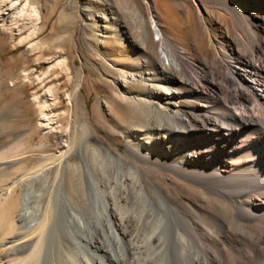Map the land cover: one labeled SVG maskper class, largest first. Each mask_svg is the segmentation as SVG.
Listing matches in <instances>:
<instances>
[{
	"label": "rangeland",
	"instance_id": "obj_1",
	"mask_svg": "<svg viewBox=\"0 0 264 264\" xmlns=\"http://www.w3.org/2000/svg\"><path fill=\"white\" fill-rule=\"evenodd\" d=\"M255 4V0H21L15 13L25 9L24 14H28L27 8L35 6L42 17L37 34L27 40L32 27L11 35L6 29L1 30L4 23L0 21V198L8 196L2 186L26 179L24 185L29 197L24 214L27 215L18 223L31 227L34 232L44 219L47 202L46 188L34 177L53 185L54 197H58L54 198L55 222L47 226V243L40 264L46 259H51L52 264L64 262L62 258L66 256L69 241L68 222L75 224L79 220L85 223L86 230L95 226L97 236L88 237L87 241L94 240L91 244L98 245L99 255H108L101 246L99 232L103 225L107 226V219L101 214L98 220L91 208L86 180L83 179L79 187L69 180L71 167L80 164L85 170L84 161L73 151L64 176L55 180L54 166L47 165L51 161L55 163L60 149L58 141L67 139L63 130L72 108L68 97L78 83L85 119L92 128V138L87 144L89 156L95 157L97 151L105 153V149L110 148L122 159L121 166L115 160L110 161L112 176L106 174L95 181L96 191L106 201V206L108 203L107 209L122 219L121 232L125 240L122 244H114L113 240L110 249L119 257L118 263L113 264H167V184L195 204L193 199L201 195V190L167 171L166 150L160 157L151 156L163 163L153 167L151 181H144L129 171L132 164L146 166L143 161L138 163L128 151L130 131H139L136 136L140 139L146 131L140 127L143 119L130 108L135 104L132 98L140 99L139 108L154 115L158 114L156 105L166 101L158 92L160 88L172 97L174 103L170 107L174 110L190 112L200 106L212 107L210 99L204 96L215 95L216 85L223 84L222 80L228 76L218 56L216 39L227 49L241 50L239 31L246 34L247 24L261 37L264 16ZM86 5L90 6L88 14L84 11ZM155 28L174 47L184 50L180 54L182 70L170 67L168 61L164 63L165 68L162 67L163 55L158 53ZM112 29L113 36L109 34ZM22 38L24 41L20 42ZM244 52L247 55L245 48ZM122 69L133 79L128 85L118 80ZM201 71L204 77L199 76ZM141 77L146 81H140ZM186 92H190L189 96ZM150 101L154 104L152 109L147 105ZM73 108L79 123L84 117L80 116L81 108L76 101ZM42 117L50 119L53 132H46L41 126L45 121ZM176 126L180 127L179 122ZM132 146L139 148L136 142ZM206 149L199 147L201 151ZM209 151L215 155L213 148ZM189 165L184 170H197L194 164ZM36 168L41 170L23 177ZM118 177L125 179L124 186ZM118 187L128 193L126 198L121 197ZM20 188L17 187L7 205L11 202L9 205L14 203L16 207L21 203ZM189 208L193 210L192 205ZM99 209L104 212L103 205L100 204ZM202 221L213 224L210 217ZM179 236V233L172 234L170 240L178 241ZM20 255L23 257L25 253Z\"/></svg>",
	"mask_w": 264,
	"mask_h": 264
},
{
	"label": "bare ground",
	"instance_id": "obj_2",
	"mask_svg": "<svg viewBox=\"0 0 264 264\" xmlns=\"http://www.w3.org/2000/svg\"><path fill=\"white\" fill-rule=\"evenodd\" d=\"M20 1H1L0 21L4 23L1 30L6 29L12 35L30 26L33 29L26 36L27 40L37 34V25L39 26L42 17L35 6L27 8L30 16L24 14L25 9H19L20 11L15 13L14 10L18 8ZM255 2L254 7L264 16V0ZM89 9L90 6H84L87 14ZM151 24L156 26L153 20ZM246 28V34L239 31V40L243 46L241 50L227 49L222 41L216 39L218 56L223 67L227 69L228 76L222 80L223 84L216 85L215 95L204 96L210 99L213 108L200 106L197 111L190 109V112L174 110L170 107L174 103L172 97L168 93L165 95L160 88L158 92L164 95L166 101L156 105L158 114L154 115L139 108L138 104L142 102L140 99L132 98L135 104L130 108L143 119L140 127H144L146 131L141 139L136 136L139 131H130L128 151L138 163L143 161L146 166L132 164L128 167L129 171L142 177L144 181H151L155 172L153 167L163 164L151 156L156 154L160 157L166 150L167 171L195 184L201 190V195L193 199L195 204L178 195L173 186L167 184V264H264V30L262 36L258 37L259 34L256 36L250 25L247 24ZM109 34L113 36L114 29L110 30ZM155 34L158 36L156 40L158 53L163 55V59L160 58L163 61L162 67L165 68L164 63L168 61L170 67L182 70L180 54L184 50L174 47L156 28ZM23 41L22 38L20 42ZM127 72L126 69H122L118 74L119 79L117 78L124 85L133 81ZM200 75L204 77V72L201 71ZM189 79L187 75V80ZM140 81L144 82L146 79L141 77ZM78 86L79 83L68 97L72 108L69 111L68 125L63 128L67 139L58 141L60 149L55 163L51 161L47 165L54 166L55 180L64 176L66 164H69L68 158L73 151L77 152L82 162L84 161L85 170L80 164L71 167L69 180L74 181L77 187L83 179L86 180L87 197L91 208L98 215V220L102 218H99L101 214L107 219V226L103 225L100 231L97 230L102 234L101 246L106 249L107 252H104L108 255H99L98 245L91 244L94 240H91V243L87 241L88 237L97 236L95 226L92 228V225L87 223L91 226L86 230L82 220L75 224L68 222L69 241L62 264H113L114 261L118 263V255L110 248H113L111 247L113 240L114 244H122L125 240V234L121 232L122 219L107 209L108 203L106 206V201L96 191L95 181L104 178L103 175L106 174L112 176L110 161L115 160L121 166L122 159L110 148H106L105 153L97 151L95 157L89 156L87 144L92 138V128L85 119ZM189 93L186 92V95L189 96ZM75 101L81 108L80 116L84 117L79 123L73 112ZM147 105L151 109L154 107L151 101ZM46 117L42 119L45 121H42L41 126L46 132H53L55 129H52L50 119ZM177 122L180 127L176 126ZM134 142L138 143L139 148L132 146ZM199 147L207 149L201 151ZM211 148L215 152L214 156L209 151ZM187 164H194L197 170H184ZM40 170L36 168L28 174L25 173L27 175L23 177L28 178ZM83 171L86 174L84 176ZM34 179L47 190L44 219L34 232L31 227L18 223L20 219L26 218L24 211L27 210L26 198L29 196L24 182L27 180L1 187L7 190L8 196L0 198V264H25L26 261L30 264H40L42 261V252L47 243H45L47 226L55 222L54 204L58 197H54L52 184L46 185V180H39L37 176ZM117 180L124 186L125 179L118 177ZM18 186L22 188L19 197L21 203L16 207L14 203L9 205L11 202L7 205V201L14 196ZM119 190L122 198L128 196L122 187ZM100 204L103 205L104 212L100 211ZM189 205H192L193 210ZM205 217L211 218L213 222L211 226L202 221ZM175 233H179L181 237L173 242L170 238ZM21 253L25 255L20 257ZM49 260L51 259H46L43 263L52 264Z\"/></svg>",
	"mask_w": 264,
	"mask_h": 264
}]
</instances>
